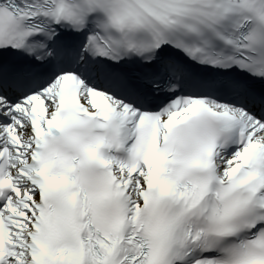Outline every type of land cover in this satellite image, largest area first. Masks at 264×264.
Wrapping results in <instances>:
<instances>
[{
	"label": "snow or ice",
	"instance_id": "1",
	"mask_svg": "<svg viewBox=\"0 0 264 264\" xmlns=\"http://www.w3.org/2000/svg\"><path fill=\"white\" fill-rule=\"evenodd\" d=\"M0 264H264V0H0Z\"/></svg>",
	"mask_w": 264,
	"mask_h": 264
}]
</instances>
